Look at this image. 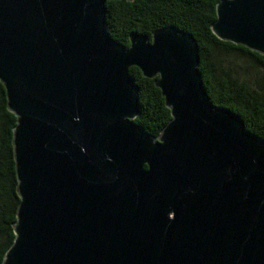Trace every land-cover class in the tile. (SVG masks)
<instances>
[{
	"label": "water",
	"instance_id": "1",
	"mask_svg": "<svg viewBox=\"0 0 264 264\" xmlns=\"http://www.w3.org/2000/svg\"><path fill=\"white\" fill-rule=\"evenodd\" d=\"M107 1L0 0L20 198L2 264H264V142L209 102L191 34L125 49ZM211 30L264 55V0H220ZM131 67L170 110L158 137L134 123Z\"/></svg>",
	"mask_w": 264,
	"mask_h": 264
},
{
	"label": "trees",
	"instance_id": "2",
	"mask_svg": "<svg viewBox=\"0 0 264 264\" xmlns=\"http://www.w3.org/2000/svg\"><path fill=\"white\" fill-rule=\"evenodd\" d=\"M219 1L110 0L105 5V30L125 49L133 32L149 41L154 31L164 27L191 34L198 46V69L209 102L229 109L247 132L264 142V55L213 34ZM129 75L138 89L139 114L134 123L158 137L171 121L170 110L154 85L155 79L144 78L136 67L129 69ZM16 122L0 82V264L15 239L13 225L20 203L13 148Z\"/></svg>",
	"mask_w": 264,
	"mask_h": 264
}]
</instances>
